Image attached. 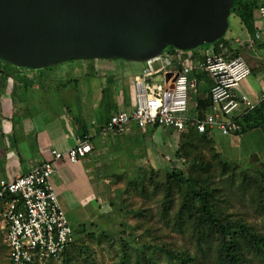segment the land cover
Segmentation results:
<instances>
[{
  "label": "crops",
  "instance_id": "obj_1",
  "mask_svg": "<svg viewBox=\"0 0 264 264\" xmlns=\"http://www.w3.org/2000/svg\"><path fill=\"white\" fill-rule=\"evenodd\" d=\"M258 4L253 33L235 14L241 30L227 36L230 49L242 55L251 70L233 92L244 93L255 102L264 93V22L259 15L264 0H258ZM214 50V45L182 52L167 49L147 62L106 59L91 65L75 61L78 63L71 66L73 75L59 83L55 82L54 69L33 71L0 63V180L27 173L42 161L52 159L53 149L65 152L86 135L92 151L85 157L74 163L67 158L52 159L51 184L77 235L84 225L90 224L89 220L93 223L91 211L100 214V207L93 204L99 197L94 177L107 179L104 170H146L153 162L171 160L170 155L179 144L180 132L151 124L142 128L134 121L123 125L119 132L102 131L114 112L134 109V81L137 77L146 80L153 92L169 85L166 74L172 69H178L182 62L191 65L187 115L203 118L212 112V107L200 116L196 99L209 96L213 81L202 63ZM244 110L239 105L232 116L240 117ZM161 145L163 152L165 147L169 153L164 155Z\"/></svg>",
  "mask_w": 264,
  "mask_h": 264
},
{
  "label": "water",
  "instance_id": "obj_2",
  "mask_svg": "<svg viewBox=\"0 0 264 264\" xmlns=\"http://www.w3.org/2000/svg\"><path fill=\"white\" fill-rule=\"evenodd\" d=\"M235 1L0 0V59L33 70L72 60L147 62L169 46L221 39Z\"/></svg>",
  "mask_w": 264,
  "mask_h": 264
},
{
  "label": "trees",
  "instance_id": "obj_3",
  "mask_svg": "<svg viewBox=\"0 0 264 264\" xmlns=\"http://www.w3.org/2000/svg\"><path fill=\"white\" fill-rule=\"evenodd\" d=\"M258 6V0H236L231 8V15L238 14L251 34L255 29L254 12ZM204 45H214L216 53L222 52L221 45H224L229 47L231 54H239L230 49V40L226 34L218 41ZM167 49L182 52L173 46L165 50ZM0 63L11 65L1 59ZM196 102L197 109L202 112L200 116H204L203 113L211 105L210 92L207 98H197ZM236 119L242 125L236 135L247 134L255 129L264 130V101ZM180 133L183 138L188 139L186 144L193 147L197 146V141H212L209 129L200 133L194 128H187ZM176 155L187 156L184 161L186 170L171 167L163 180L155 181L153 175L148 180L154 184V192L151 195H162L164 213L173 207L174 201L178 199L175 227L178 232L189 233L194 242V249L158 240L146 241L134 247L133 242L136 239L133 235L132 240L122 239L117 264H206L210 256L214 264H264V231L240 213L228 212L225 205L230 196L229 192L234 187L238 190H249L258 205V211L264 215V157L260 158L257 165L251 161L242 165L240 161L226 157L217 149H214L210 158L201 152L193 156L186 145L180 147ZM142 182L137 179L130 181L134 185L141 184L144 190L145 185ZM85 228L84 225L82 230H86ZM77 247L79 246H76L74 240L62 254V264H80L79 258L72 256ZM130 248L137 251L133 261Z\"/></svg>",
  "mask_w": 264,
  "mask_h": 264
},
{
  "label": "built area",
  "instance_id": "obj_4",
  "mask_svg": "<svg viewBox=\"0 0 264 264\" xmlns=\"http://www.w3.org/2000/svg\"><path fill=\"white\" fill-rule=\"evenodd\" d=\"M259 15L264 22V4L259 8ZM221 47L222 52L207 54L202 63L213 81L210 87L211 113L203 118L187 115L192 67L182 62L178 69H172L174 74L169 85L153 92H150L146 80L137 77L134 81V109L114 112L102 131L119 132L131 121L142 128L151 124L178 132L187 128L200 133L214 128L223 134L240 131L242 125L232 116L233 112L239 105L244 106L243 113L252 111L264 101V93L255 102L244 93L236 95L233 92L251 70L242 55H233L224 45ZM91 151L92 145L84 135L67 151L53 149L51 153L52 159L67 158L74 163ZM52 159L42 161L27 173L0 180V219L7 229L10 264H45L58 260L75 240L74 230L51 184Z\"/></svg>",
  "mask_w": 264,
  "mask_h": 264
},
{
  "label": "rangeland",
  "instance_id": "obj_5",
  "mask_svg": "<svg viewBox=\"0 0 264 264\" xmlns=\"http://www.w3.org/2000/svg\"><path fill=\"white\" fill-rule=\"evenodd\" d=\"M229 24L230 27L226 32V36L240 32L241 25L235 14L230 15ZM101 60L106 59L72 60L54 65L50 69L56 71L57 81L55 82L59 83L61 79L73 75L71 66L74 65L73 63H78L75 61H79V63L84 61L92 65L95 63L94 61ZM99 72L104 73V71ZM69 88L74 89L73 87ZM193 112L191 105L189 114L192 115ZM210 137L212 141H197V146L193 147L186 144L188 139L183 138L180 133L178 137L179 144L176 145V150L173 149L175 153H171V160L166 159L163 163L153 162L150 168L143 169L140 172L104 170L103 175L108 176L107 179L94 177L99 197L93 204L95 207H100V214L91 211L93 223L89 220L88 223L90 224L86 226V230H82V228L75 235L77 237L75 239L76 246L79 247L76 250L73 249L72 256L78 257L80 264H117L120 259L119 251L122 239L132 240L133 235L136 239L133 242L134 247L146 241L158 240L194 249V242L190 239L189 233L187 231L178 232L175 227L178 199L176 198L173 207L164 213L162 195L161 193L151 195L154 192V184L150 183L148 178L153 175L155 181L163 180L167 170L171 167L186 170L184 161L187 156L178 157L176 155V151L183 145L189 146L193 156L201 152L210 158L214 149H217L226 157L240 161L242 165L249 164V161L257 165L260 158L264 157V130L255 129L247 134L236 135L232 133L223 134L220 130L214 129L210 133ZM159 149L163 152L162 145ZM165 152L169 153V151H165L164 147V155ZM133 179L143 181L145 189H142L141 184H131L130 181ZM229 195L228 201L225 203L227 211L240 213L242 217L264 231V215L258 211V205L251 192L249 190H238L234 187ZM6 235L7 229L0 221V264L9 263ZM136 252L130 248L132 261L136 257ZM205 263L214 264L212 256ZM45 264L62 263L58 259L48 261Z\"/></svg>",
  "mask_w": 264,
  "mask_h": 264
}]
</instances>
